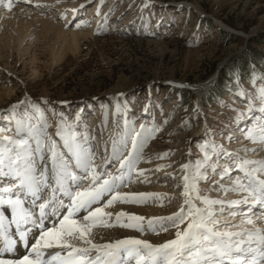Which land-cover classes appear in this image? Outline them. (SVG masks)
Returning a JSON list of instances; mask_svg holds the SVG:
<instances>
[{
	"label": "rangeland",
	"instance_id": "1",
	"mask_svg": "<svg viewBox=\"0 0 264 264\" xmlns=\"http://www.w3.org/2000/svg\"><path fill=\"white\" fill-rule=\"evenodd\" d=\"M96 2L89 1L84 13ZM101 13L112 27L58 66L50 63L48 41L34 43L21 59L13 54L0 59V138L15 137L13 113L27 121L36 104L58 146L61 122L81 138L87 134L100 153L108 149L111 130L119 131L111 94L122 93L119 105L137 132L144 126L153 163L172 162L177 148L170 145L187 131L185 163L192 169L202 165L208 178L199 182L201 195L213 197L211 186L227 180L220 176L225 169L231 168L228 177L234 175L239 154L250 150L247 130L264 117V64L237 68L250 55H264V0H106ZM212 76L217 80L199 102L188 86ZM107 167L115 171L113 164ZM173 237L170 230L163 232L161 242Z\"/></svg>",
	"mask_w": 264,
	"mask_h": 264
},
{
	"label": "snow or ice",
	"instance_id": "2",
	"mask_svg": "<svg viewBox=\"0 0 264 264\" xmlns=\"http://www.w3.org/2000/svg\"><path fill=\"white\" fill-rule=\"evenodd\" d=\"M16 6L14 0H0V12L5 15ZM260 102L264 105V89ZM32 107L34 115L17 121L15 137L0 138V264H264V227H256L255 220L245 216L241 224L252 228L222 231L212 211L213 205L231 206L241 201L264 208V162L244 159L235 165L243 176L237 175L225 191L243 195L230 201L201 195L199 182L208 178L202 165L192 169L182 164V201L176 211L146 218L121 210L112 221L113 213L106 209L117 202L141 204L149 197H161L159 193L121 191L133 173L144 172L137 167L145 160L144 126L140 132L132 127L123 136L114 137L111 152L105 147L106 155L98 164L87 134L81 138L70 125L57 122L61 148L48 135L39 105ZM152 131L159 129L153 126ZM246 137L264 143V117L247 130ZM216 147L212 145L213 150ZM204 159H209L206 151ZM110 163L115 171L107 167ZM230 171H222L221 179ZM256 219L264 220V213ZM145 221L147 230L156 234L174 229V237L162 243L135 237L95 240L94 230L101 227L119 225L143 233ZM245 243L248 246L242 247ZM18 244L26 252L14 256Z\"/></svg>",
	"mask_w": 264,
	"mask_h": 264
},
{
	"label": "bare ground",
	"instance_id": "3",
	"mask_svg": "<svg viewBox=\"0 0 264 264\" xmlns=\"http://www.w3.org/2000/svg\"><path fill=\"white\" fill-rule=\"evenodd\" d=\"M89 1L91 0H27V2H25V0H14L17 6L12 13L5 15L3 12H0V59L4 58L6 60L10 54L20 56L21 59L22 52L28 51L34 43L39 45V43L45 41H48L47 43L45 42V44H48L46 46L49 53H47L50 56V63L52 66H58L67 60L69 56H78L82 52V45L85 41L96 38L101 33L106 32L110 26L114 24H109L107 19L102 17L101 9L105 5L106 0H96L97 2L88 14V12L84 13V11ZM81 21L84 23H81ZM77 24H80L79 28L76 27ZM144 31L145 30H142L141 32ZM137 32L140 33L139 31ZM150 32H152V30H150ZM27 43L28 45L24 50V46ZM217 77L218 76H212L206 83L200 85L188 84V87L196 93L199 102H201L207 90L214 85ZM175 84L182 86L184 83L175 82ZM112 96L116 99L115 107L112 108V118L114 124L119 127V131L114 129L111 130L107 141L108 153L111 152L112 139L114 137L119 138L123 136L127 129L132 128V119L127 112L120 107L117 94H111V97ZM13 116L16 125L18 120L23 119L20 115L16 114V111L13 113ZM114 128L116 127L114 126ZM186 132L187 131L184 129L175 140L176 143H171L170 146L172 148H177V151L172 162L168 163H153L155 159H153V152L147 150V145H149L150 142L147 139L144 149L145 160L141 161L137 166L138 168L144 169V172L142 175L133 173L131 181L125 180L127 186L122 187L121 191L159 193L161 197L159 199L155 196L149 197L141 204H121L117 202L111 208L106 209V211L113 213L111 217L112 221L115 220V213L121 210L143 215L146 218L151 216H168L177 210L182 201V197L180 196V191L182 190L181 176L183 171L181 165L185 164V161L190 155L189 152L185 150V144L187 143ZM89 136L90 138L92 137L90 134ZM249 141L251 143L249 146L250 150L248 152L243 150L239 154L241 162L244 159L264 162V143L252 142L250 139ZM87 143L94 151V146L90 139L87 140ZM59 145L62 147V141H60ZM34 146L33 144V147ZM243 146L248 147V145L246 146L244 143ZM97 150L98 148L94 152L96 153L98 163L99 157L104 156L106 153L104 148L100 153ZM254 166L255 165H250V167ZM233 173L234 175L230 176L231 179L227 175L226 181H221L213 187L211 186L212 191L217 192V194H214L210 199L224 201L240 199L243 195L242 193L233 192L231 190L225 191V188L230 189L232 180H234L237 175L243 176V173L239 172L237 169H235ZM84 184L86 186L87 181H85ZM221 185H223L224 188H222ZM212 211L215 214V218L220 221V229L222 231H237L240 229L252 228V225L241 224V220L245 216L252 217L255 220L256 227H264V220L256 219L260 216L261 212L264 211V208H261L259 205L256 207V205L250 202L244 203L241 201V203L231 206L227 203L223 205L216 204L212 206ZM233 224L239 226V228L231 227ZM144 227L146 230L143 233L134 229L122 228L119 225L108 228L101 227L94 230L95 240L103 242L125 237H135L148 240L152 243H162L161 235L163 231L156 234L151 230H147L146 221ZM227 227L229 229L225 230ZM169 230L175 234L174 229L169 228ZM252 246H256L255 242H253ZM25 252L26 249L18 244L13 255L20 256Z\"/></svg>",
	"mask_w": 264,
	"mask_h": 264
},
{
	"label": "trees",
	"instance_id": "4",
	"mask_svg": "<svg viewBox=\"0 0 264 264\" xmlns=\"http://www.w3.org/2000/svg\"><path fill=\"white\" fill-rule=\"evenodd\" d=\"M263 56L264 55L263 54L261 55V53L260 54L256 53V54L250 55L249 57L244 59V62H242L241 65H238L237 68L241 71L249 70V67L251 65H254V66H257L260 68L264 64V57ZM217 86L219 87L220 84L217 83L216 87H214V90H213L214 92L218 91Z\"/></svg>",
	"mask_w": 264,
	"mask_h": 264
},
{
	"label": "water",
	"instance_id": "5",
	"mask_svg": "<svg viewBox=\"0 0 264 264\" xmlns=\"http://www.w3.org/2000/svg\"><path fill=\"white\" fill-rule=\"evenodd\" d=\"M249 37H247L248 39ZM226 62V61H225ZM225 62H223L222 64H220V66L218 67V70H220L222 68V66L225 64Z\"/></svg>",
	"mask_w": 264,
	"mask_h": 264
}]
</instances>
